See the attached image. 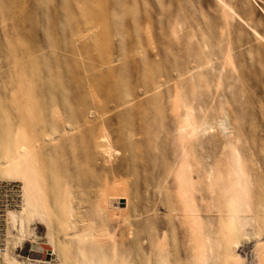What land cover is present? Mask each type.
<instances>
[{"label": "rangeland", "instance_id": "1", "mask_svg": "<svg viewBox=\"0 0 264 264\" xmlns=\"http://www.w3.org/2000/svg\"><path fill=\"white\" fill-rule=\"evenodd\" d=\"M0 181V264H264V0H0Z\"/></svg>", "mask_w": 264, "mask_h": 264}, {"label": "bare ground", "instance_id": "2", "mask_svg": "<svg viewBox=\"0 0 264 264\" xmlns=\"http://www.w3.org/2000/svg\"><path fill=\"white\" fill-rule=\"evenodd\" d=\"M224 4V3H223ZM225 5V4H224ZM227 7V5H225ZM257 34V33H256ZM259 36V35H258ZM27 65V64H26ZM25 68V67H24ZM23 69V68H22ZM22 72V71H21ZM25 72V70L23 71ZM22 72V73H23ZM26 75V73L24 74ZM23 75V76H24ZM33 75V74H32ZM36 75V74H35ZM28 76V74L26 75ZM25 77V76H24ZM29 77V76H28ZM23 78V77H22ZM20 79L19 82H18V85H17V90L19 91V97H20V100L24 101V104L27 106L29 103H31L35 98H32L33 95L32 93L35 91L34 90V81L32 82L31 80L29 79ZM36 81V80H35ZM106 139V138H105ZM101 141V140H100ZM106 141V140H105ZM103 141V142H105ZM104 143H102L103 145ZM104 147V145H103ZM110 147V146H109ZM36 150L38 149H35L34 147L30 148V149H25V150H22L21 153L18 155L17 159L15 157H12L11 158V161L10 163L12 164H17L21 161L22 158H25L26 156H28L29 154L31 155L33 152H35ZM34 154V153H33ZM35 156V155H34ZM35 160V159H34ZM38 162V161H37ZM37 162H32V167H31V175L33 174L32 172H34V174L32 175L33 177L37 178L36 177V167H37ZM30 177V176H28ZM32 179V178H31ZM25 184H24V187L26 188V190L28 189L30 191V189H32L33 185L31 184L30 180H24ZM34 182V181H33ZM31 199L29 198L28 199V202H30ZM14 220L17 224L20 225V232L23 236H27L29 230L27 228V224H26V219L23 217V216H20V215H15L14 216ZM263 245V244H262ZM263 247V246H262ZM7 252V250L5 251V253ZM53 253L56 254L59 258H60V253H61V247L60 245L58 246H55L54 249H53ZM51 254V253H50ZM1 255H6L8 256V254H1ZM2 257V256H1ZM4 257V256H3ZM7 258V257H6ZM5 258V259H6ZM4 259V258H3ZM4 259V261H5ZM7 260V259H6ZM2 262V261H1ZM8 262V261H6ZM5 262V263H6ZM38 263V262H37ZM9 264V263H7ZM10 264H20L19 261H17L16 259H13L11 260V263ZM32 264V263H30Z\"/></svg>", "mask_w": 264, "mask_h": 264}, {"label": "built area", "instance_id": "3", "mask_svg": "<svg viewBox=\"0 0 264 264\" xmlns=\"http://www.w3.org/2000/svg\"><path fill=\"white\" fill-rule=\"evenodd\" d=\"M22 203V188L18 183L0 181V251L8 248V228L10 213L20 207ZM41 255L46 260L48 257L44 250Z\"/></svg>", "mask_w": 264, "mask_h": 264}, {"label": "water", "instance_id": "4", "mask_svg": "<svg viewBox=\"0 0 264 264\" xmlns=\"http://www.w3.org/2000/svg\"><path fill=\"white\" fill-rule=\"evenodd\" d=\"M41 247H42V249H44L45 251H47V252H46L47 255L50 256V254H49V253H50V246H48V245L42 243V244H41Z\"/></svg>", "mask_w": 264, "mask_h": 264}]
</instances>
